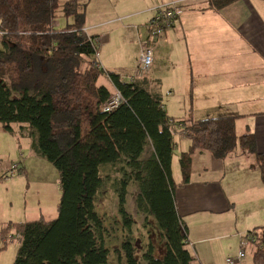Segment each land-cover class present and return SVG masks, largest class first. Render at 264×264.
<instances>
[{"label": "trees", "instance_id": "obj_1", "mask_svg": "<svg viewBox=\"0 0 264 264\" xmlns=\"http://www.w3.org/2000/svg\"><path fill=\"white\" fill-rule=\"evenodd\" d=\"M89 1L0 0V123L11 134L19 124L17 131L57 168L61 187L56 218L5 222L0 239H20L13 264H112L113 255L118 264H201L188 248L176 200L177 188L190 180L193 153L206 150L217 159L253 153L264 183V152L253 132L237 133L236 116L175 118L145 80L124 81L105 70L97 36L85 30ZM230 1L209 0L216 8ZM60 17L67 23L58 29ZM101 75L122 98L110 110L105 105L116 93L99 83ZM177 132L192 141L180 157L181 182L172 174ZM109 167L120 176L104 175ZM21 170L18 164L15 174ZM135 182L138 211L153 217L166 249L162 258L152 243L137 256L135 219L126 210ZM108 186L119 216L110 224L96 207ZM241 239L253 264H264V225Z\"/></svg>", "mask_w": 264, "mask_h": 264}, {"label": "crops", "instance_id": "obj_2", "mask_svg": "<svg viewBox=\"0 0 264 264\" xmlns=\"http://www.w3.org/2000/svg\"><path fill=\"white\" fill-rule=\"evenodd\" d=\"M138 2L143 0H90L85 30L97 36L98 45L114 43L116 46L111 48L120 50L129 40L122 29L136 23L131 20L137 21L160 5L178 2L177 22L155 41L159 51H154L153 64L168 63L173 72L167 93L178 92L183 99L178 114L163 100L165 109L178 119L236 116L237 133L253 132L258 151L264 152V0H231L217 8L209 0H155L135 8ZM124 20L132 23H121ZM66 23L67 19L60 17L54 26L61 29ZM132 32L135 56L130 63L118 66L117 74L121 76L136 73L139 47ZM120 54L123 61L129 58L127 48ZM97 56L102 67H107L105 70L115 67L100 51ZM152 71L151 67L140 78L163 99L159 88L153 87L147 77ZM180 134L183 139L176 140L172 161L176 182L182 180L181 154L192 142L189 135ZM13 135L31 138L17 129ZM175 159L179 162L177 176ZM18 164L22 169L19 173L27 171L22 162ZM176 200L179 215L188 227L192 255L201 264H227L238 254L241 236L264 225V183L256 155L238 151L217 159L209 151H195L190 180L177 188Z\"/></svg>", "mask_w": 264, "mask_h": 264}, {"label": "rangeland", "instance_id": "obj_3", "mask_svg": "<svg viewBox=\"0 0 264 264\" xmlns=\"http://www.w3.org/2000/svg\"><path fill=\"white\" fill-rule=\"evenodd\" d=\"M66 1L67 0H60L61 3ZM154 1L155 0H143L142 3L138 2L135 8L144 7L146 6L145 4H153ZM155 9L156 8L140 15L137 21L131 20L136 23H132L129 20L121 22L126 25L132 23L131 27L122 29L124 33L123 36H126L129 39L127 42L124 41L125 48L121 47L120 50H114L111 48L112 46H116L114 43L112 45H98L100 53L107 56L109 60L115 64V67H109L107 70L117 73L119 65L122 63H130V61L134 59L135 45L131 41L133 37L132 31H135L139 47V41L149 37L148 23L155 13ZM150 14H152V16L144 23L145 19ZM175 22H177V19ZM134 24L137 25L135 26ZM160 38L157 37L151 39L150 46L156 53L159 49L155 46V41ZM1 46L2 42L0 38V47ZM126 48L129 58L123 61L120 53L122 49ZM97 58L99 60V56H97ZM151 67L153 71L147 77L148 79H151L150 81H153L151 82L152 86L159 88L158 91L162 93L164 103L167 105L169 104L170 110L176 112L175 114H178L181 110V100L183 99L180 98L178 92H174L171 95H168L167 93V86L172 81L171 73L173 72V69L169 68L168 63L164 64L163 62H160L157 66L154 63ZM160 72L165 75L164 78ZM123 76L126 78L125 80L128 81L129 79L127 78L131 75L123 74ZM156 78H160V81ZM99 83L106 85L111 91L114 90L110 79L106 75L100 76ZM18 125L19 124L14 123L13 127L17 129L19 127ZM180 135L179 132L175 133V140L180 141V139H183V136ZM21 162L26 166L27 171L11 175L10 171L13 165ZM178 167L179 162L175 159L176 176L177 171H179ZM103 174H110L113 178L120 176L116 173V167L106 168L103 171ZM138 193L139 184L136 182L131 183L128 188L126 210L131 213L135 219L133 234L136 240L137 256L141 257L145 246L152 243L155 245L157 252L156 255L162 258L166 249L163 246L160 232L156 227L152 216L147 217L145 214L138 211L136 203ZM60 197L61 187L59 171L57 168L46 158L41 157L36 153L33 147L32 138L18 139L16 136L8 132L0 123V224L8 222V220H13L15 222H25L38 219L53 220L58 215ZM96 207L99 213L107 219L108 224L113 223L115 219L119 218L118 198L111 186L106 187L102 191L97 200ZM19 245L20 239L17 237L10 238L7 243L4 239H0V264H13ZM116 245L117 244L115 243L113 247ZM251 261L252 255L249 248L240 263L253 264V261ZM112 264H118L114 255L112 256Z\"/></svg>", "mask_w": 264, "mask_h": 264}, {"label": "built area", "instance_id": "obj_4", "mask_svg": "<svg viewBox=\"0 0 264 264\" xmlns=\"http://www.w3.org/2000/svg\"><path fill=\"white\" fill-rule=\"evenodd\" d=\"M179 16L178 11V2H171L165 4L163 6L157 7L155 9V13L151 17L148 23L149 37L146 39H141L139 41V49L140 55L138 59V65L136 69V73L134 75L129 76L127 79L130 82H135L138 78L142 77L152 66L154 61V50L150 46L151 39L161 37L165 31L171 28L176 19ZM3 34L0 31V36ZM122 80L126 81L125 77H121ZM122 102L121 95L117 92L105 105V110H110L111 108L117 106ZM18 168V164H14L10 174H15ZM248 249V244L246 240L241 239L240 250L238 254L227 260V264H239L242 258L245 257L246 251Z\"/></svg>", "mask_w": 264, "mask_h": 264}]
</instances>
